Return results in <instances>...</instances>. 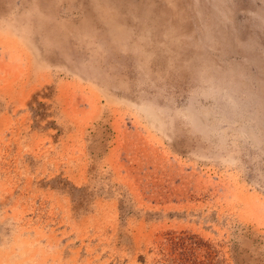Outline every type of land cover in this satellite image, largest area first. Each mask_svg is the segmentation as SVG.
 <instances>
[{
    "label": "rangeland",
    "instance_id": "374dc122",
    "mask_svg": "<svg viewBox=\"0 0 264 264\" xmlns=\"http://www.w3.org/2000/svg\"><path fill=\"white\" fill-rule=\"evenodd\" d=\"M262 64L264 0H0V264H264Z\"/></svg>",
    "mask_w": 264,
    "mask_h": 264
},
{
    "label": "bare ground",
    "instance_id": "6f19581e",
    "mask_svg": "<svg viewBox=\"0 0 264 264\" xmlns=\"http://www.w3.org/2000/svg\"><path fill=\"white\" fill-rule=\"evenodd\" d=\"M256 63H257V62H256ZM262 63H263V62H262ZM262 65H263V67H264V64H262ZM214 70L216 71V70H218V69L215 68ZM218 71H219V70H218ZM218 71H217V72H218ZM212 78H213V77H212ZM211 80H212V79H211ZM236 83H237V82H236ZM242 87H243V86L240 85V86H238L237 88H234V93H230V92L228 93V92L226 91V92L228 93V95L230 96V97L227 98V101H229V102L232 101V104H234L235 106L241 104V102L237 99L238 97H236V96H237L236 91L239 90V89H242ZM223 89L225 90L226 87H224ZM223 89H220V90L223 91ZM263 90H264V89H263ZM219 94H220V93H219ZM230 98H231V100H230ZM260 107H261V106H259L258 108L260 109ZM144 110H145V109H144ZM145 113H147V112H145ZM188 115H189V114H188ZM208 117H212V116H211V115H208ZM252 120H254V117L252 118ZM245 129H246V127H245ZM245 129H243V130H245ZM250 129H251V130L255 129L256 131L258 130L257 126H256V127H255V126L252 127V126L250 125V126H249V129L247 128L246 131L248 132V130H250ZM259 143H260V142H259Z\"/></svg>",
    "mask_w": 264,
    "mask_h": 264
},
{
    "label": "crops",
    "instance_id": "0c3cea01",
    "mask_svg": "<svg viewBox=\"0 0 264 264\" xmlns=\"http://www.w3.org/2000/svg\"><path fill=\"white\" fill-rule=\"evenodd\" d=\"M231 3V2H230ZM227 9V10H222V9ZM232 8V5H229V4H226L225 6H223L221 3H218V5H217V10L220 12V13H222L223 14V12H227V11H229L230 9ZM258 12V11H257ZM259 14H257V13H255V17L256 18H253V17H251V20H253V19H255L254 21H253V24L255 25V29H254V32H255V34H258V29H259V27H258V23H260V21H257V19H259V16H258ZM260 30V29H259Z\"/></svg>",
    "mask_w": 264,
    "mask_h": 264
}]
</instances>
